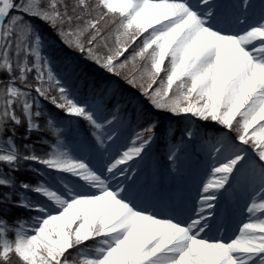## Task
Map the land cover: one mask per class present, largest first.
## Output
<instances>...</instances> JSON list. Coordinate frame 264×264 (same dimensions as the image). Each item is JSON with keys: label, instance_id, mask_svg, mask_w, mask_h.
<instances>
[{"label": "snow or ice", "instance_id": "6c2138e0", "mask_svg": "<svg viewBox=\"0 0 264 264\" xmlns=\"http://www.w3.org/2000/svg\"><path fill=\"white\" fill-rule=\"evenodd\" d=\"M0 264H264V0H0Z\"/></svg>", "mask_w": 264, "mask_h": 264}, {"label": "rangeland", "instance_id": "374dc122", "mask_svg": "<svg viewBox=\"0 0 264 264\" xmlns=\"http://www.w3.org/2000/svg\"><path fill=\"white\" fill-rule=\"evenodd\" d=\"M223 2V0H222ZM254 2H258V0H254ZM165 123H167V121H165ZM173 124H175V122H173ZM125 135H127V133H125ZM123 142V139L121 140V143ZM153 149H154V145H153ZM156 152H153L151 157H150V164L149 166L146 165L145 161L143 164V167L148 170L151 169V167L153 166L154 163H156L155 159H157L158 154H160L162 156V152H163V145H158V149H156ZM162 159V157H161ZM161 163H163V160L161 161ZM191 193V192H190ZM188 194V198L189 200L192 199V197H194L195 195H191ZM241 197V193L240 192H235L233 193V195L231 197H224L225 198V202L222 205V209H221V213H219L217 215V217L219 218L218 220L221 221L223 220V222L229 227L230 226V222H231V217L234 216L235 214V209H234V205L236 204L237 207V200ZM238 208V207H237ZM236 208V209H237ZM26 218H27V214H25ZM227 234V233H226Z\"/></svg>", "mask_w": 264, "mask_h": 264}, {"label": "bare ground", "instance_id": "6f19581e", "mask_svg": "<svg viewBox=\"0 0 264 264\" xmlns=\"http://www.w3.org/2000/svg\"><path fill=\"white\" fill-rule=\"evenodd\" d=\"M191 194L192 195H195V189L193 188L192 190H191ZM241 196H242V194H241ZM238 201V204H242L243 203V200L241 199V197L237 200ZM191 204H192V201L191 200H188V205L189 206H191ZM219 205V204H218ZM218 208V207H217ZM219 218L217 217V221H216V223H219V222H221V221H219L218 220ZM239 219H240V215H239V210H238V208L235 210V214H234V216L233 217H231V224H230V226L229 227H233L234 226V224L235 223H237L238 221H239ZM227 235V234H226Z\"/></svg>", "mask_w": 264, "mask_h": 264}, {"label": "trees", "instance_id": "16d2710c", "mask_svg": "<svg viewBox=\"0 0 264 264\" xmlns=\"http://www.w3.org/2000/svg\"><path fill=\"white\" fill-rule=\"evenodd\" d=\"M125 91H128L127 86H125Z\"/></svg>", "mask_w": 264, "mask_h": 264}]
</instances>
